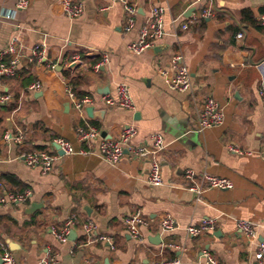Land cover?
Returning <instances> with one entry per match:
<instances>
[{"label": "crops", "instance_id": "crops-1", "mask_svg": "<svg viewBox=\"0 0 264 264\" xmlns=\"http://www.w3.org/2000/svg\"><path fill=\"white\" fill-rule=\"evenodd\" d=\"M79 1L83 13L75 19L62 13L58 0H29L7 19L16 0H0V52L13 36L24 48L15 76L0 81V196L30 194L26 203L0 204V264L5 249L15 264H205V253L221 264H257L254 253L264 241V0H127L135 9L128 31L120 3ZM157 7L163 9L164 37L153 49L132 54L128 46ZM207 9L212 15L198 18ZM187 19L195 21L182 30ZM35 45L46 50L45 62L29 59ZM176 54L190 75L186 92L167 84ZM74 56L81 61L70 64ZM104 56L106 64L95 71ZM36 81L41 90L30 91ZM120 84L128 87L133 110L104 104V97L116 98ZM67 86L90 103L76 110ZM206 98L219 105L223 121L197 132ZM125 126L136 129L135 147H150V136H162L160 186L147 184L148 160L127 151L116 164L99 156L101 140H116ZM78 128H93L99 137L82 144ZM57 139L87 153L58 155L47 174L25 165L21 155L54 151ZM204 175L233 187L209 188ZM135 212L144 221L140 241L124 225ZM165 219L174 230L161 229ZM203 219L213 220L214 230L188 234ZM239 221L254 224L256 239L239 231ZM88 223L92 233L84 230Z\"/></svg>", "mask_w": 264, "mask_h": 264}, {"label": "built area", "instance_id": "built-area-1", "mask_svg": "<svg viewBox=\"0 0 264 264\" xmlns=\"http://www.w3.org/2000/svg\"><path fill=\"white\" fill-rule=\"evenodd\" d=\"M200 1V0H197ZM114 3H120L123 6L125 12V24L123 26L124 31H128L132 24L133 18L135 15V9L130 5L127 0H112ZM62 13L69 19H75L82 15L83 5L79 0H58ZM29 0H16L14 8L12 11L5 13L4 17L7 19L13 18L14 13L17 11L25 10L28 7ZM212 15V10L207 9L201 12L198 18H207ZM194 19H187L180 24L182 30L187 29V27L194 23ZM260 24L264 27V14L260 17ZM165 35L164 31V22H163V9L162 8H153L151 9L149 16L146 21V25L141 29L139 38L132 42L128 46V50L134 55H140L143 52L153 49L156 42L160 41ZM240 37V35H238ZM24 48L19 43V40L16 36H13L8 41L7 46L0 52V81L3 78H11L15 76L20 57L22 56ZM5 60V58H7ZM28 57L31 61L36 62H45L46 61V50L44 47L35 45L32 48L28 49ZM81 59L78 56H74L70 64L79 63ZM107 62L106 56L102 58L100 62L93 66L95 71ZM169 69L172 71V77L167 81L168 87L171 90L186 92L191 87L190 75L182 62V56L176 54L168 64ZM41 83L36 81L29 86L30 91H39L41 90ZM66 95L71 101L76 110H82L85 103H90V100L79 99L77 98L72 88L67 86ZM261 105L264 110V90L260 92ZM5 98H0V102H4ZM103 102L107 107L122 108L125 110H133L134 105L129 92V89L126 85L120 84L116 87V98L104 97ZM223 113L219 105L212 99L206 98L203 107L200 110L197 117V126L196 131L202 132L206 129L218 127L222 124ZM77 140L78 142L86 145H91V143L99 137L98 131L93 128L88 129H77ZM136 136V129L133 126H125L122 128L118 138L116 140H101L99 144V156L105 162L109 164H116L119 162L124 151H127L128 154L134 158L140 160L149 161V174L147 178V184L150 186H160L162 184V178L160 173V164L157 159V155L164 148L162 136L159 134H154L150 136L151 146H140L135 147L131 144V141ZM5 140L13 139L16 143L20 144L22 141V136L17 135L12 138L8 135L5 136ZM54 145L58 146L63 152V155H75V154H86L85 151L76 152L72 146L61 139L54 140ZM231 152L239 153L234 148H229ZM22 160L25 165L31 168H39L42 174H47L50 172L59 159L56 151H32L21 155ZM190 173L187 172V176L190 177ZM204 180L207 182L209 188L217 190H230L232 189V183L223 178H217L211 175H204ZM1 186V183H0ZM190 191L196 192L199 194V191L196 188H190ZM30 194L28 192L24 194H15L13 192H7L4 195L0 196V204H23L26 203ZM72 221H68L65 224V229L58 235V239L65 241L69 227L71 226ZM124 225L128 233L132 238L141 240V228L144 225L143 218L140 212H135L124 218ZM161 229L163 231H172L175 229L172 220L165 219L161 222ZM215 222L210 219H203L200 221L198 226H189L187 228L188 234L195 236L202 232H211L214 230ZM237 227L240 232L248 240L256 239L255 226L248 221H239ZM86 233H92L94 231V226L91 223H88L84 226ZM101 241H107L106 237H99ZM204 258L205 264H221L220 262L213 259L208 253L202 255ZM254 259L257 264H264V241L257 245V249L254 253ZM2 264H15V261L11 254L5 249L3 256L1 258ZM41 264H58L57 262L49 259H43ZM173 264H178V262H173Z\"/></svg>", "mask_w": 264, "mask_h": 264}, {"label": "water", "instance_id": "water-1", "mask_svg": "<svg viewBox=\"0 0 264 264\" xmlns=\"http://www.w3.org/2000/svg\"><path fill=\"white\" fill-rule=\"evenodd\" d=\"M87 113L88 114H91L92 113V109L91 108H88L87 109ZM54 149L57 151L58 155L62 156L63 155V152L60 150V148L56 145H54Z\"/></svg>", "mask_w": 264, "mask_h": 264}]
</instances>
